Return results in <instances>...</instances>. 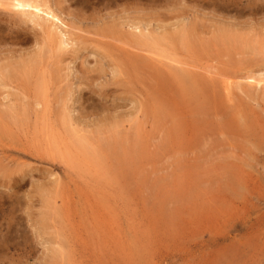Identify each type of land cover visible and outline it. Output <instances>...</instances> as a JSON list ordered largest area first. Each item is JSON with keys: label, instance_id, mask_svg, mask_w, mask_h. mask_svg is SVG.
Listing matches in <instances>:
<instances>
[{"label": "rangeland", "instance_id": "1", "mask_svg": "<svg viewBox=\"0 0 264 264\" xmlns=\"http://www.w3.org/2000/svg\"><path fill=\"white\" fill-rule=\"evenodd\" d=\"M172 1L171 12L182 15L161 28L152 24L156 33H175L196 19L264 38V0H242L223 15L211 14L206 0ZM96 4L69 8L82 11L81 21L73 17L72 31L84 40L79 50L55 22L65 34L63 80L49 83L42 98L33 95L34 79L10 78L1 89L0 264H264V47L195 52L168 41L166 49H150L148 81H135L119 50L95 41L104 39L96 30L106 18L92 13ZM13 9L0 11L27 18ZM28 22L27 33L0 22V60L35 51L38 27ZM170 69L190 71L206 86L198 84L193 96L163 85L157 74ZM63 113L70 119L64 130ZM65 129L85 138L96 157L72 149ZM123 149L132 151L124 164Z\"/></svg>", "mask_w": 264, "mask_h": 264}, {"label": "bare ground", "instance_id": "2", "mask_svg": "<svg viewBox=\"0 0 264 264\" xmlns=\"http://www.w3.org/2000/svg\"><path fill=\"white\" fill-rule=\"evenodd\" d=\"M83 1L84 0H53V2H51L52 3L51 4L50 0H0V9L9 10L10 8H14V9H17L15 12L20 11L23 14V16L26 15V17H27L26 19L25 18H23V19L22 18L21 19L20 18H14L10 14L5 15L3 12H1L2 11L1 10L0 11V22H4L6 25L9 26V28H8L9 32H11V33H18V32L27 33V31L29 30L25 24L27 21H29L32 25L38 27V30L33 32V36H32L33 40L32 39H31L32 41L30 40L31 43L32 42H34V44L37 43V44H35L37 46V47H35L36 48L35 51L33 50L32 53H30V54L28 53L26 58H24L23 56H20V57H18V59L15 58L16 60H14V61H12V60L6 61V59L0 60V94H1V89L4 88L6 83L8 85L10 84L8 82H11V81L6 82L10 78L20 79L21 81H24L25 84L28 81V79H31V80L34 79V81L32 83V88H31L33 95H35L36 98H42L43 95L49 91V88H48L49 83H51L53 81L55 82V81H60V80L64 79V76H62L63 73L61 74V70H62V65H63L62 63H64V61H65L64 54H65V52H67L66 48H65L66 49L65 52L63 50L64 47H66V44L64 43L65 40L64 41L62 40V38L65 37L64 36L65 34L62 37L63 32L60 30L57 31L58 25H56L55 22L60 21L59 24L63 23L64 26L67 28V29L65 28L67 34L71 35V36H72V34L74 35L73 39L77 45V46L76 45L75 46L79 50L80 47L83 46L81 44H83L84 40L82 41V39L79 35L81 32L79 34H76V33L74 34V31H72V30L78 27V26H74V18L73 17H75V19H77V20L80 19L79 21H81V19H83V17H81L80 13L82 11L79 13V10H76V9L70 10L71 9L70 7L72 5L74 7H76V6L82 7ZM198 1H200V0H198ZM201 1H203V0H201ZM86 2H88V1H86ZM241 3H242V0H206L205 4H206V7H209V10L210 9L214 10V11L217 10L216 12L227 11V13H228L229 12L228 8L236 6V5L241 4ZM179 4H180V2H179ZM247 4L251 5V4H254V2L248 1V2H246V6H247ZM174 6H176V5L172 0H97L96 6L95 7L92 6V9H91L93 11L92 13H95V14L102 13L104 16H106V18H105L104 22H102V25L100 26L101 30L100 31L98 29L96 30L97 36L99 38H104V39L103 40L102 39H96L95 41H97V43L100 46L101 45L102 46L111 45V46L116 47V49L119 50V56H120L119 61L122 60V62H120V63L129 67V76H131V78H135V79H133L135 81H136V79L138 81L141 79H144V80L146 79L148 81V78L150 76L148 73L149 68H150V53H151L150 49L151 48H162V47H164L166 49V46L164 44H166L168 41L170 42V45H168L170 47H171V45L173 46V45L179 44V45L183 46V48L187 47V48H190L192 50L194 49V51L196 50L195 52L205 51L210 45L218 46L223 51L235 50L236 48H238V46H242V48L245 47L246 49L248 48L249 50H255L256 49L255 52H257V51L260 52L261 49L264 47V38L263 37L255 38L254 36L256 34L253 36L254 38H252L251 35L249 37L245 38L244 34L234 30L233 26L231 28L226 27L225 25H224L225 27H217V26H213L211 23V24H209L210 27H206V26L198 23V21L196 19H193L194 21H190L189 25H187L183 28L181 27V29H177V31L175 33H166V32L156 33L154 30L150 29L152 27L151 26L152 24H155L157 26V28H161L159 23L163 24V23H165V21L168 22L169 19L178 18L179 16H181L182 14L179 13V10H176V12H174V13L171 12L172 10H170V9H173ZM246 6L244 5V8ZM25 8H26V10L29 9L27 11V13L24 12ZM244 8H242V10ZM246 8L248 9L250 7H246ZM205 9L207 10V8H205ZM95 10H96V12H94ZM250 10H252V9H249L248 11H250ZM20 12H18V13H20ZM195 12H197V11L195 10ZM232 12H233V10H232ZM245 12H246V10H245ZM252 12H254V11H252ZM10 13H12V12H10ZM41 13L44 14V17H45L44 19H42V17L40 16ZM168 13H173L172 14L173 16L168 14ZM221 13L222 12H220V14ZM57 14H63V16H66V17L70 16V19L73 18V21L71 19V21H69V22H63L60 20V18L58 17ZM211 14H212V11H211ZM213 14H214V12H213ZM223 14L224 13H222V15ZM254 14L255 13H253V15ZM190 15H193V14H190ZM238 15H241V14H238ZM218 16H219V14H218ZM231 16L233 17V14H231ZM231 16L229 15V17H231ZM197 17H198V15H197ZM236 18L238 19V17H236ZM84 19H86V18H84ZM94 19H95V17H94ZM221 19L222 18L220 17V20ZM184 21H186V20H184ZM217 21L219 22V19ZM237 22H239V21H237ZM242 22L244 23V20H242ZM233 23L237 24L236 26H238V23H236V22H232L230 24L233 25ZM240 23L241 22H239V24ZM246 23H244V24H246ZM226 25H228V22L226 23ZM242 26H243V24H242ZM256 26H257V24H256ZM32 27L30 26V29ZM243 27H245V30L247 32H249L246 29L247 28L246 26H243ZM243 27H241V28L243 29ZM248 27H250V26H248ZM153 28H154V26H153ZM238 28H239V30H242V29H240L239 26H238ZM251 28L252 27H250L249 29H251ZM5 29H3V27L0 23V36L3 32V30H5ZM235 29H236V27H235ZM207 34H209V36ZM75 42H73V43L75 44ZM245 48H244V50H245ZM248 49H247V53L249 52ZM172 50H173V48H172ZM75 51H76V49L74 50V52ZM206 51H208V50H206ZM148 53H149V55H148V58L146 60L145 57L147 56ZM249 53L253 54V52L252 53L249 52ZM262 53L264 55V52H262ZM259 54H261V53H259ZM224 56H226V55L224 54ZM183 57L184 56L182 55L181 58H183ZM70 58H73V57H70ZM68 60H70V59L68 58ZM58 61L61 63L60 65L58 64ZM197 61H199V59ZM118 62H116L114 64V66H115V71L120 72L119 70H121V67H120L121 65ZM180 63H182V62H180ZM205 67L207 68L209 66L205 65ZM208 70H210V69H208ZM140 71H141V73H140ZM146 71H147V75L144 74V73H146ZM255 71H257V70H255ZM153 73H155V72H153ZM247 73H248V71H247ZM253 73H251V74H253ZM261 73H259V75ZM210 74H212V73H210ZM157 75H158L157 80H159V82L162 83L163 85H165V83L166 84H173L174 86L181 88V90L186 91L188 93H191V95L193 94V96L196 95L198 92L197 90H199V89H197V85L198 84L204 85V82L202 81V79H203L202 77L201 78H199L200 76L196 77L192 74V72L187 71V70L186 71H184V70L180 71V70H176V69H170L167 74H157ZM245 75H249V74H245ZM255 76H254V78H255ZM262 76H264V74ZM245 78L248 79L247 76ZM252 78H253V75H252ZM230 79L231 78H229V80ZM241 79L243 80V76H242V78L240 77V80ZM234 80H237V79L233 78V81L231 82L232 84H233ZM241 81L240 82L237 81V82H239L241 85L242 84ZM254 82H259V80L258 79L254 80ZM260 82H262V81H260ZM67 84H68L67 82L64 84V90L69 88V86H67ZM162 84H161V87H163V89H161V90H164L165 87ZM227 84H228V82H227ZM236 85H238V87L240 86L238 83H236ZM242 85H241V87H242ZM260 85H264V84H260ZM167 86L168 85H166V87ZM204 86H206V85H204ZM204 86H202V87H204ZM229 86H230V84H229ZM233 86H234V84H233ZM15 87H16V85H15ZM241 87L239 89H241ZM235 88H237V86ZM239 89H238V91H240ZM16 90H18L17 87H16ZM230 91L231 90H229V95H230ZM66 93H69V91H67ZM67 95L65 94V96H67ZM16 96H17V94H16ZM152 96H153V94L151 95V97ZM153 98H154V100L155 99L158 100V97L156 95H154ZM60 101H61V99H60ZM63 103H64V101H63ZM10 106H12V104ZM158 110L156 109L157 112H158ZM69 120L70 119L68 118L66 113L60 114L59 118H58V122H59L61 128L62 127L66 128ZM65 130H66L65 135L69 138V142H68L69 146L72 147V149H74L77 153H83L84 154L83 158L86 160H88V159L90 160L91 157L92 158L96 157L95 151L90 150L87 147V140L85 138L75 137L74 135H72V132L70 129H65ZM101 132H103V131H101ZM98 138H100V137H98ZM110 144H112V143H110ZM118 146L121 147V145H118ZM100 149H101V147H100ZM130 151H131L130 149H123L120 153L118 152V159L120 161H122V163H123V161H125L127 159V156H129L128 153L132 152V151L131 152ZM113 153H115V152H113ZM66 158L69 160L68 156H66ZM95 161L97 162V158H95ZM72 162H73V160H72ZM46 202L48 203V201H46Z\"/></svg>", "mask_w": 264, "mask_h": 264}]
</instances>
